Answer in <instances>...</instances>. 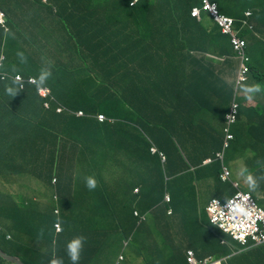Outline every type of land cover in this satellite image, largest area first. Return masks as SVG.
I'll list each match as a JSON object with an SVG mask.
<instances>
[{
  "label": "trees",
  "instance_id": "1",
  "mask_svg": "<svg viewBox=\"0 0 264 264\" xmlns=\"http://www.w3.org/2000/svg\"><path fill=\"white\" fill-rule=\"evenodd\" d=\"M211 1L217 3L222 15L233 18L237 30H245L246 37L261 32L257 24L264 25V0ZM130 2L133 0H0L6 26L43 56L41 65L34 57L26 56V62L19 56L10 57L15 66L14 71L9 70L20 71L26 78L51 70L46 85L54 97L49 107L44 106L45 99L28 82L17 98L9 96L6 84L14 79L0 77V183L1 177L13 176L17 186L35 193L34 198L23 192L0 194V249L25 264H34L35 254H51L30 248L29 242H24L30 236L32 242L39 240L36 247L50 243L62 246L65 250L58 258L66 261L71 240L67 221L79 224L92 217L94 227L86 226L81 233L97 238H92V251L87 254H95L105 245L102 233L108 231L103 221L108 220L109 227L121 230L124 240L131 238L126 259L132 254L134 264H150L148 246L139 237L149 216L160 213L158 219L175 218L187 225V251L195 250L200 259L215 256L226 259L222 264H264V254L249 260L246 255L233 254L238 246L212 224L207 213L212 198L206 200L202 189V181H206L217 197L229 196L231 190L237 191L234 181H243L250 172L258 188L252 191L248 185L240 186L259 197L263 205L264 147H254L244 178L230 171V178L225 179L230 150L224 153L226 158L219 156L223 138L213 146L208 134V144L203 145L194 135L195 115L204 114L208 107L201 93L212 89L223 93L218 108L221 115L237 96L232 84L223 83L227 73L218 72L220 62L226 68L234 63L231 36L217 24L207 30L204 21L212 18L203 0ZM225 2L236 11L225 8ZM193 8L200 10V18L192 15ZM18 10L22 11L17 15ZM53 19L62 24L60 36L64 40L57 50L49 52L39 45L36 35L56 37V31L49 28ZM87 35L89 41L83 40ZM146 35L152 37L148 44L142 40ZM17 47L19 44H15V51ZM249 50L251 74L264 77ZM67 52L76 59L66 62ZM59 107L63 109L60 112ZM78 110L84 115H77ZM98 115L106 120L99 121ZM239 150L231 149V157L240 158ZM211 157L212 163L205 164ZM26 175L36 181V187L28 184L32 180L26 181ZM89 176L98 181L93 191L86 187ZM187 193L196 198L199 209L195 226L192 217L186 216L192 209L177 207V196ZM166 194L171 195L169 204L164 201ZM77 195L84 196L90 211L71 209L70 197ZM102 203L107 209L100 211ZM168 208L173 210L172 217L166 213ZM55 211L61 221L60 233L54 227ZM225 237L227 242L223 243ZM0 264L12 263L0 257Z\"/></svg>",
  "mask_w": 264,
  "mask_h": 264
},
{
  "label": "crops",
  "instance_id": "2",
  "mask_svg": "<svg viewBox=\"0 0 264 264\" xmlns=\"http://www.w3.org/2000/svg\"><path fill=\"white\" fill-rule=\"evenodd\" d=\"M43 1L47 2V0H43ZM5 5L6 7H9L7 6L6 3ZM21 11L22 10H20V12ZM207 20L213 22V20H211L210 18H207ZM49 21H50L49 28L51 30H55L56 31L55 34L59 37L62 33V30L64 31L62 24L60 23V21H57L56 19L49 20ZM22 22L26 24V20L24 18L22 19ZM257 26L258 28L261 29V32H258V34L255 33L252 36L251 35L247 36L246 40L250 48L249 52H251L259 68H261V70L264 72V25L257 24ZM213 27H215L214 22H213ZM37 31L38 30L36 29L34 33L37 34ZM57 36L56 37L53 36L52 39L50 37L45 38L40 33L39 35H36V40L38 41L39 45L44 50L53 52L57 50V48H59L60 45H62L61 41L64 40V38L61 40L58 39ZM65 37L68 38L67 35ZM82 39L89 41L88 35L86 36L85 39L84 38ZM76 41L78 42L77 39ZM15 44H19V47L16 48V51L14 50ZM67 50L68 49H66V51ZM18 52H22L24 54V57L26 56L34 57L35 61L38 60L39 65H41V60L43 59V56L37 47L34 48V47H31V45H28V42L25 40V38L24 37L21 38L16 33V31L12 30V28L8 26L5 27V26L0 25V62H1L2 71L8 74L12 73L10 70L14 71L13 66L15 65L11 64L10 57L12 58L14 56L15 57L18 56L17 55ZM55 53L56 52H54V54ZM66 55L68 56L67 57L68 61H74L76 59V58L72 59L70 57V53L69 54L67 53ZM7 57H8V62L6 60ZM231 61H233L234 63L233 64L230 63V79L232 78L233 74L235 75V68H236V63H237L235 58H232ZM26 70L29 71L27 67H26ZM189 70L191 69L189 68ZM17 73H20L21 75H23L22 72L20 71H17ZM17 73H12L11 75H14ZM234 75H233V78H234ZM30 77H34V76H30ZM225 81L228 83V79H225ZM232 81L233 79L230 80V85L232 84ZM8 83L9 84H6V86L12 85L11 82H8ZM253 84H257V82L253 81L249 85H253ZM263 86H264V80H263ZM204 87L207 88V86H204ZM201 94H202V101L206 102V97H207L206 93L204 92ZM17 96L18 95H16L15 97L17 98ZM257 103H259L258 112H255L252 108H248V107H256ZM211 107H214L217 110L216 103ZM218 107H220V105H218ZM244 107L248 109L244 110L242 114V118L240 119L239 121L240 123L238 124V128H237V133L239 134L240 137L242 136L241 138L242 142L240 141L241 150H239V152L237 153L238 157L240 158L231 157V151H229L228 157H227L228 166L230 168L233 167L232 171L234 173V176H237L238 174L240 175V172H241V175L240 176L238 175L239 179L244 178V175H245L244 169H246L247 166H246V163L243 164L242 166H239V165L237 166L235 162L243 158H246V161H247L249 158H252L250 153L251 151H253L254 147L255 148L264 147V143L262 142V139H264V90H261V92L257 93L253 97V101ZM23 108L27 109L25 105H23ZM216 110L211 109L210 111L211 120L208 122V118L207 119L205 118V120L201 122V126H198L197 130H195L196 132V135L194 134L195 138L198 139L200 142L204 140V137L207 135V133L211 132L212 134H218L223 131V124L220 122H217V117L219 116V114H217ZM246 149H249V151H247ZM254 151L252 154H255ZM32 180H33V185L36 187V181L34 179ZM206 183L208 185V182L202 181V189H205V191L203 192L204 198L206 200L208 199L210 200L211 198L217 197L214 190L209 189ZM41 190H40V193L42 192ZM3 191L5 192L7 191V192H10L11 194H14L13 188L3 187L2 190H0V193L2 194ZM14 192L16 193L23 192L25 193V195L35 196L34 192H30L22 188L15 189ZM219 193L222 194V192H219ZM233 194H234V191L231 190V193L229 194V196L223 197V195H220V198H223V200H226L230 198ZM172 199L175 200V197ZM70 200H71L70 207L72 210L90 211L89 203L83 202L84 200L83 195H77V196L70 197ZM177 200L180 201L179 206H177L178 208H183L184 205H186V207H190L192 209V214L187 213L186 216H188L189 218L192 217V224L193 226H195L197 224L196 220H197V216L199 213L198 205H196L197 203L196 198H194L193 195H190L189 193H187L184 195L180 194L179 196H177ZM261 200L264 202V192H262ZM263 206H264V203H263ZM70 207L68 208V210H71ZM98 209L101 211V210L107 209V207L105 206V204L102 203L101 208H98ZM159 215L160 213H156L150 216L148 221L145 222L142 235L139 237V240L143 244L148 246L149 254L147 255L151 261L150 264H187L186 263V250L188 246L187 241L189 240L185 233V229L187 225L177 221L175 218H170V219L164 218V220L158 219ZM91 218L90 217L84 218L85 220L79 224H76L73 219H69L67 221V225L68 227L71 225V228H73V233L69 234V230H67L66 232H67L68 238L72 240L73 238L77 236H81L82 235L81 233H84L82 232V230H86V226H90V228H93L94 225H91L93 223V220L92 221L90 220ZM4 222L5 221L3 220V224ZM103 222H104L103 225L105 226L108 223V220H104ZM13 229L14 227H12V231ZM107 231L108 233H111V232H115L116 229L113 230V227H109L107 228ZM158 233L163 235L161 236V239L164 241L163 245L160 244L158 240L154 238L158 236ZM85 237H86V240L84 242L85 246H83L84 248L82 250L83 254L81 253V258L78 261V264H114L115 263V260L119 252L122 249V244H123L122 236L118 237L116 235V237L113 239V242L116 241L115 244L117 246V250L113 249L111 247V244H107V245L103 244L104 246L102 245L101 248L99 247V251L95 254H87V251L88 250L92 251V249H90V246L93 245L92 238L93 237L96 238V237L94 236V234H92V236L86 235ZM102 237H103L102 241L106 242V237L105 236H102ZM0 240H1V234H0ZM5 243L6 242L3 241V246H5ZM53 244L56 245V248H55L56 257L55 258H58L59 254L63 253L65 249L58 244H55V243ZM237 254H241V253H237ZM242 254H249V256L246 255V260H249L251 256L264 254V245L258 246L256 248H252L248 252L244 251L242 252ZM133 257L134 256L132 254H129L126 264H129L132 261ZM64 262L66 264H72L69 257H67V260ZM134 263H135V259L133 260L132 264Z\"/></svg>",
  "mask_w": 264,
  "mask_h": 264
},
{
  "label": "clouds",
  "instance_id": "3",
  "mask_svg": "<svg viewBox=\"0 0 264 264\" xmlns=\"http://www.w3.org/2000/svg\"><path fill=\"white\" fill-rule=\"evenodd\" d=\"M137 1L138 0H134L131 3V5ZM209 2L217 5L216 2H213L211 0H209ZM205 8H208V5L206 2H205ZM193 9H195V8H193ZM192 12H193L192 13L193 16L196 17V15H198V12L196 10H192ZM245 14L250 16L251 12H246ZM2 17H3V13H0V24L3 23ZM199 18H200V15H199ZM211 18H212L213 22L218 25V23L214 20V18L212 16H211ZM229 23H231V21H229ZM2 26L6 27V14H5V25H2ZM234 28L235 27L233 26V34H230V33H224L222 28L220 27L221 31L224 34L230 35L231 39H232V47L234 48V50H233L234 51V57L233 58H235V60L237 61L236 68H235V75L233 74L234 78L232 75V78L230 79V68H226L227 66L224 65L222 62L219 63L221 65L219 66L218 72H220V73L226 72L227 73V76L224 78L223 83L226 82L225 79H228V83L227 82L226 83L230 84V80L233 79L232 86L237 91V96L235 97V99L232 102L228 103L229 106H228L227 112L224 113L223 115H221L218 112V108H219L218 105H221V103H222V98H223L222 95L223 94L214 93V89L206 90V92H205L206 96H207L206 97V103H207L208 107L204 108V114H202L200 116L195 115V118L193 121V125L195 126V130H197L198 126H201V122L204 121L205 118L206 119L208 118V122H209L211 120V116H210L211 109L216 110L214 107H211V106H213L216 103V106H217L216 112H217V114H219V116L217 117V122H220L223 124V131L218 133V134H212L211 132L207 133V135L204 137V140L202 142H200L196 138L195 139H196V141L199 142V144L204 145L207 142V140L209 139V137L212 136L208 140V142L210 140H212L213 146H215V145H217L218 139H220V137H222L223 138V142L221 144L222 149H221V152L219 153V156L224 157V158H226V155L224 153H226L227 150L231 151V149H234V148L237 149L238 147L241 150L240 141H241L242 136L240 137L239 134L237 133L238 124L240 123L239 121L241 119V114L244 110H247L248 108H252L255 112H258L259 103H257L256 107L246 108L244 106H246L250 102H252L253 97L257 93L261 92V90H263L262 86H263V80H264V77L257 78V77H255V75L251 74L252 69H251L250 65L252 63V59H251L250 54H248L249 45H248V42L246 40L247 37L246 36L244 38L240 37L238 35V33L240 31L236 30V32H235ZM225 31H227V29H225ZM233 36L236 37L235 39L239 40L240 46H242L241 48L237 49L235 47L234 43H236V41H234ZM242 41L244 42V45H243ZM17 55L21 58L22 62H26V57H24V54L22 52H18ZM0 70H1V65H0ZM2 72L6 73L4 71H2ZM17 74H20V73H17ZM14 75L8 74V77H6V78H13ZM51 75H52L51 70H49L47 72H44L43 70H41L40 75L38 77H35V78L24 77L25 79L29 78V80L25 81V83L28 82L30 84L35 85L38 94L43 97V96L48 94L49 89H47L44 86H47L46 83H47L48 79L51 77ZM0 77L2 78L1 75H0ZM6 78H2V79H6ZM253 81H256L257 84L249 85ZM208 87H210V86L207 85V89H208ZM21 88H24L23 83H22V78L20 75H16L15 79L12 81V85L7 86L5 88V93L9 96L15 97ZM50 90H51V88H50ZM239 97H241V100H239ZM43 98L45 99V101H50L54 97H53L52 92H51V96L43 97ZM45 101H44V103H45ZM210 103H212V104H210ZM44 106H45V104H44ZM57 111H59V109ZM205 113L208 114V116L203 117V115H206ZM233 115H235V120L232 119ZM208 134H210V136ZM195 135H196V132H195ZM208 142H207V144H208ZM246 150L249 151V149H246ZM254 150L255 149H253V151ZM253 151H251V153H253ZM251 156L253 157V154H251ZM164 161H165V159H164ZM212 161H213L212 157L208 158L205 161V164L212 163ZM225 170L228 171L229 173H230V171H232L229 166H227L225 168ZM244 171H247V169H244ZM240 175H241V172H240ZM230 176H231V173L227 179H229ZM258 176L261 177V172L258 174ZM224 178L226 179V176ZM1 179H2V183H0V190H2L3 187L4 188L5 187L13 188V193L18 194L16 192H14L15 189H18V188L24 189L23 186H17L16 185L15 178L13 176L7 177V178L1 177ZM244 179H243V181H234V187L237 189V191L228 200L224 201L219 197H214L211 199L209 205L207 206V213L209 215V218H210L212 224L215 225L216 227H218L220 229V231L223 232L224 236L232 237L235 240V242L238 246V249L233 254L238 255L237 253H241L240 256L249 255V254H242V252H244V251L248 252L252 248H256L258 246L264 245V222H262V219L264 217V206L259 203V197H256L252 192L246 191L245 189L241 188L240 183H242L243 185H248L249 189L252 191H255L259 185L257 184L256 180L254 179L253 174L250 172H248V175ZM53 182L55 183V179ZM31 184L34 187L33 180H32ZM97 186H98V181L96 180V178L94 176H89L86 178V187L88 188L89 191L95 190L97 188ZM25 190H28L30 192H34L31 189H25ZM136 191H139V190L137 189ZM248 195H250L252 198V201L257 204V208L261 210V213H263V217L261 218L259 215L256 216V219H259V221H257V224L260 228V231L258 230L257 234L250 233L249 234L250 236L244 239V237L248 234L246 230L248 228H250L252 226V224L255 223V220L252 219L253 211L250 210L247 206V202L249 200ZM25 196L29 197V196H33V195H25ZM236 196H237V198H235ZM55 198L57 199V197H55ZM170 198H171L170 194L165 195L164 201L166 204L170 203V201H171ZM233 198H235V199H233ZM215 199L220 200L224 204L228 203L229 212H228L227 216H225V213L223 211H219L218 202L213 201ZM211 202H212V204H211ZM55 212L57 213V222L55 223L54 227L56 229V233H60L62 231L61 221L59 219L58 211H55ZM166 213L168 216L172 217L173 210L171 208H168L166 210ZM218 220L231 221V223L228 225V227L232 230H235L234 234L232 232H228L224 228H222L225 226L223 223H221V225H218L216 223ZM248 221H251V223H248ZM237 231L239 232V235L236 237L235 233ZM253 235L259 237L261 239L260 240L261 242H258L256 239H254ZM262 236H263V238H262ZM9 238H11V237H9ZM154 238L157 240L161 239V237H159V236H156ZM85 240H86V237L81 235V236H77V237L73 238L72 240H70L67 243V255L69 256L72 264H78V261L81 258V253L83 250V244H84ZM130 241H131V238H127L125 240L123 239L122 249L119 252L114 264H116V262L120 256L124 257L122 264H126L127 259H126L125 250H126V247L129 246ZM226 242H227V240L225 237L223 239V243H226ZM191 252L194 253V259L199 264H202L207 259H211L215 262H219L220 264H222V262L224 260H226L225 258L218 259L215 256H209L205 259H200L199 256L196 254L195 250L190 249L189 251L186 250V263L187 264H193L190 261V257H191L190 253ZM121 259H122V257H121ZM49 264H63V259L62 258H52L49 261Z\"/></svg>",
  "mask_w": 264,
  "mask_h": 264
},
{
  "label": "built area",
  "instance_id": "4",
  "mask_svg": "<svg viewBox=\"0 0 264 264\" xmlns=\"http://www.w3.org/2000/svg\"><path fill=\"white\" fill-rule=\"evenodd\" d=\"M203 2H204V8H205V2L207 3L208 8H205V9L208 10V12L210 13V15L214 18V20H215V21L218 23V25L222 28L223 32H224V33H230V34H233V25H234V20H233V18H230V17H228V16H225V15L220 14L217 5L214 4V3H210L209 0H203ZM193 10H196V11L198 12V15H196V17H199V15H200V10H199L198 8H195V9H193ZM0 13H3V17H2V19H3V23H1V24H2V25H5V12H3V11L0 9ZM192 13H193V12H192ZM229 21H231V23H229ZM225 29H227V31H225ZM233 38H234V41H236V43H234V44H235V47H236L237 49L241 48L242 46H240V42H239V40H238V39H235V38H236L235 36H233ZM242 42H243V41H242ZM243 45H244V42H243ZM0 65H1V62H0ZM247 70H248V69H247ZM0 75L2 76V78H6V77H8V74H7V73H3L1 70H0ZM16 75H20V76H21V78H22V83H23V87H24V85H25V81H28L30 77H29L28 79H25L21 74H15V75L13 76L14 79H15V76H16ZM33 78H35V77H33ZM44 87H46L47 89H49V91H48V94L45 95V96H43V97H49V96H51V90H50V88H49L48 86H44ZM44 104H45L46 107H48V106H49V101H45ZM58 109H59V111H62V110H63L62 107H59ZM58 109H57V110H58ZM76 114H77V115H84V112H83L82 110H78V111H76ZM232 119L235 120V115L232 116ZM98 120L102 122V121L106 120V117H105L104 115H98ZM229 175H230V173H229L228 171H226V178H228ZM248 196H249V200H248V202H247V206H248V208H249L250 210L253 211V217H252V219L255 220V223L252 224V226L246 230L248 234L244 237V239L247 238V237H249V236H250V235H249L250 233L257 234V231H258V230L260 231V228H259V226H258V224H257V221H259V219H256V216L259 215L261 218L263 217V213H261V210L257 208V204L254 203V202L252 201V198H251L250 195H248ZM235 198H237V196H236ZM235 198H233V199H235ZM213 201H217V202H218V209H219V211H223V212L225 213V216H227V215H228V212H229L228 203L224 204V203H222V202H221L220 200H218V199H215V200H213ZM213 201H212V202H213ZM212 202H211V204H212ZM217 214H218V213H217ZM136 215H138V214L136 213ZM211 217H212V216H211ZM262 222H264V217H263V219H262ZM216 223H217L218 225H221V223H223L225 226L222 227V228H224L226 231H228V232H232V233L234 234V231H235V230H232V229H230V228L228 227V225L231 223V221H228V220H223V221L218 220ZM248 223H251V221H248ZM238 235H239V232L237 231V232L235 233V236L237 237ZM253 238L256 239L258 242H261V241H260L261 239H260L259 237L253 235ZM262 238H263V236H262ZM190 256H191V257H190V261H191L193 264H199V263H197V262L195 261V259H194V253H193V252L190 253ZM121 257H122V259H121ZM123 259H124V257H123V256H120V257L118 258L116 264H122ZM202 264H220V263H219V262H215V261H213V260H211V259H207V260H205Z\"/></svg>",
  "mask_w": 264,
  "mask_h": 264
},
{
  "label": "rangeland",
  "instance_id": "5",
  "mask_svg": "<svg viewBox=\"0 0 264 264\" xmlns=\"http://www.w3.org/2000/svg\"><path fill=\"white\" fill-rule=\"evenodd\" d=\"M224 6H225V8H230L232 11H236V8L235 7H233V5H231V3H229V2H225V4H224ZM20 13V11L18 10V12H17V15ZM21 14V13H20ZM22 21V20H21ZM23 23V22H22ZM24 24V23H23ZM204 26L207 28V30H212V29H214L215 27H213V22L212 21H209V20H207V19H205V21H204ZM236 28H234V31L236 32ZM245 30H244V32H239L238 33V35L240 36V37H242V38H244L245 37ZM57 38L58 39H61V36H57ZM143 39V42H144V44H148V43H150L151 42V39H152V37H150V35H146V36H143L142 37ZM143 44V43H142ZM28 45H30V44H28ZM68 54H69V52H67ZM81 60H82V58H80ZM65 61L66 62H68V58H65ZM83 63H85V62H83ZM75 72L77 73V70L75 69ZM72 87V86H71ZM250 154H252V153H250ZM227 163H228V161H227ZM236 163V165L238 166H242L243 164H245L246 163V159L245 158H243V159H241V160H238L237 162H235ZM239 173V172H238ZM25 180L26 181H31L32 180V177L30 176V175H26V177H25ZM28 184H30L31 185V182H29ZM67 216H68V218H70V216L68 215V213H67ZM67 218V219H68ZM149 218H150V216H149ZM77 228V227H76ZM105 228H106V230H107V228H109V226H108V224H106L105 225ZM68 230H69V234L70 233H73V228H71V225L68 227ZM116 235L118 236V237H120V236H123V234H122V232H121V230H119L118 228H116V231L115 232H111V233H108V232H105V233H102V236H105L106 237V242H105V244L107 245V244H111V247L113 248V249H116L117 250V246H116V244H115V242H113V239L116 237ZM21 236H24V235H21ZM36 237H38V236H36ZM123 238V237H122ZM29 242V247L31 248L32 246L34 247V250H36V251H46L47 253H51V254H35V256H32V261H33V263L34 264H49V261L52 259V258H55L56 257V252H55V248H56V245H54V244H51L50 243V245H48V246H45V247H36L35 246V244L39 241V240H34L33 242H32V239H31V237L30 236H28V238L24 241V242ZM158 242L160 243V244H164V241L162 240V239H159L158 240ZM116 253V252H115ZM125 254H126V252H125ZM127 256H128V254H126ZM133 260H134V257H133V259H132V261L129 263V264H132V262H133Z\"/></svg>",
  "mask_w": 264,
  "mask_h": 264
},
{
  "label": "water",
  "instance_id": "6",
  "mask_svg": "<svg viewBox=\"0 0 264 264\" xmlns=\"http://www.w3.org/2000/svg\"><path fill=\"white\" fill-rule=\"evenodd\" d=\"M0 257L12 264H25L19 257L10 256L0 249Z\"/></svg>",
  "mask_w": 264,
  "mask_h": 264
}]
</instances>
